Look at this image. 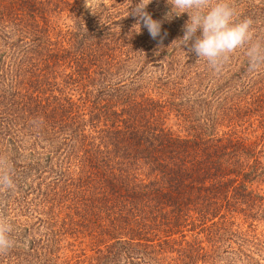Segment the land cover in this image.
I'll return each mask as SVG.
<instances>
[{
    "label": "trees",
    "instance_id": "trees-1",
    "mask_svg": "<svg viewBox=\"0 0 264 264\" xmlns=\"http://www.w3.org/2000/svg\"><path fill=\"white\" fill-rule=\"evenodd\" d=\"M134 3L0 0V264H264V63L233 52L202 116L187 13L155 47Z\"/></svg>",
    "mask_w": 264,
    "mask_h": 264
},
{
    "label": "clouds",
    "instance_id": "clouds-1",
    "mask_svg": "<svg viewBox=\"0 0 264 264\" xmlns=\"http://www.w3.org/2000/svg\"><path fill=\"white\" fill-rule=\"evenodd\" d=\"M152 0H135L129 14L143 22L149 35L156 39L161 35V21L153 19L147 11ZM170 6L166 18L171 20L187 13L183 25V45H189L197 59L205 60L213 69H219L230 54L248 45L246 55L252 67L264 63V40H253V21L245 18L235 21L236 9L232 0H166ZM87 6V5H86ZM166 35V33H165ZM12 177L5 170V162L0 159V185L11 186ZM12 226L0 218V253H6L13 242L10 236Z\"/></svg>",
    "mask_w": 264,
    "mask_h": 264
},
{
    "label": "rangeland",
    "instance_id": "rangeland-1",
    "mask_svg": "<svg viewBox=\"0 0 264 264\" xmlns=\"http://www.w3.org/2000/svg\"><path fill=\"white\" fill-rule=\"evenodd\" d=\"M97 1L98 0H88L89 4H92ZM237 1L238 0H232V4L235 7L236 11L237 9L239 10V8L242 7ZM263 1L264 0H256V2H263ZM168 8H170V6L166 3V0H152V3H150L147 6V11L151 13L153 19L161 21V35L160 37H157L156 39H153L149 35V32L146 28L147 34H144V35L150 38V40L148 41V44H150L151 46L157 47L159 44H161L162 40L160 39H164L166 36L170 37V32L173 31V28L170 23L174 21L167 20L168 21L167 22L161 17L162 10H165ZM233 63H234L233 53L229 55L228 59L222 63L219 69L211 68L205 60H203L202 63L200 62V67L203 68L204 71L210 72L208 73V75H211V78H212L210 79V81L208 80L207 84L205 81L204 82L205 85L199 88V96L203 100L202 102L199 101L201 102V104L199 105V113H201L202 116H213L214 111L218 109L219 107L223 106L224 103L226 102L227 97L225 96H229V98H233L235 91L233 90V88L228 89L231 86L227 87L226 81H225V79L227 78L226 76H227L228 70L233 72ZM219 75L221 77H219ZM216 85H218V89L215 91V94L213 96L212 89H213V86H216Z\"/></svg>",
    "mask_w": 264,
    "mask_h": 264
}]
</instances>
